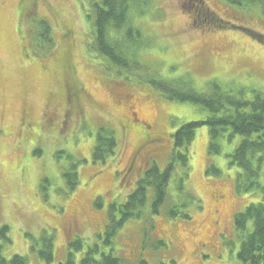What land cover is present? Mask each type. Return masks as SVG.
I'll list each match as a JSON object with an SVG mask.
<instances>
[{
    "label": "rangeland",
    "instance_id": "1",
    "mask_svg": "<svg viewBox=\"0 0 264 264\" xmlns=\"http://www.w3.org/2000/svg\"><path fill=\"white\" fill-rule=\"evenodd\" d=\"M95 1L0 0V228H8L9 239L0 241L1 256L8 264L14 256L27 264H65L69 241L79 239L76 264L93 245L105 254L112 248L121 264H136L141 254L148 264H243L234 216L260 197L236 189L240 171L229 157L241 138L226 131L220 152L211 154L207 126L196 129L189 146L184 190L179 163L167 189L171 202L186 205L189 219L171 220L165 208L158 216L145 211L122 225L112 247L102 236L108 205L123 204L152 163L166 167L182 125L208 116L197 105L168 100L148 81L183 78L199 93L214 82L235 94L243 90L248 100L264 96V43L231 28H247L264 42V16L258 7L201 0L199 9L215 20L196 24L193 0L139 2L131 24L148 46L137 53L142 69L127 74L88 51L92 28L85 17ZM38 20L51 28L50 50L34 39ZM69 87L79 92L78 107H70ZM132 106L149 126L144 145L131 131ZM102 127L117 143L104 163L91 154ZM71 167L74 188L65 177ZM44 236L53 241L49 263L40 255Z\"/></svg>",
    "mask_w": 264,
    "mask_h": 264
},
{
    "label": "trees",
    "instance_id": "2",
    "mask_svg": "<svg viewBox=\"0 0 264 264\" xmlns=\"http://www.w3.org/2000/svg\"><path fill=\"white\" fill-rule=\"evenodd\" d=\"M145 1L148 0H98L92 3L91 11L85 17L92 28L88 51L101 56L110 66L127 74L142 69L141 64L136 61L137 53L148 45H143L141 33L133 28L130 13L133 6L139 2L145 3ZM193 1L198 5L194 16L196 24L205 22L211 25L214 23L215 18H211L212 15L208 17V14L199 9L201 0ZM223 1L237 8L258 7L264 16V0ZM231 28L243 30L254 39L264 43L261 37L247 28L236 26ZM50 29L46 21L38 20L34 30V39L49 50L53 45ZM148 82L153 89L168 100L197 105L205 110L208 116L202 122L182 125L172 136L173 149L166 167L161 170L152 163L137 182L134 192L130 193L123 204L108 205V223L104 226L103 244L112 247L114 236L122 225L127 221L141 218L145 211L151 216H158L165 208L164 213L171 220L178 217L183 220L189 219L188 213L185 212L186 205L171 202L167 189L175 167L180 164L182 173L179 185L180 190L181 188L184 190L183 184L184 180L188 178L189 170V146L195 138L196 129L200 126H207L209 129L208 151L211 154L220 152L218 139L226 131L241 138L240 143L229 157L230 164L236 166L240 171L236 180V189L245 194H257L260 199L258 203L249 205L242 213L234 216V228L241 234L237 259L243 264H264V96L253 93V99L248 100L243 90H239L235 94L223 90L214 82L207 85L205 92L199 93L183 78L176 81L157 78ZM102 128L98 132L91 154L93 161L104 163L108 156H115L117 143L113 133L107 128ZM104 129L107 131L105 132ZM209 171L217 173L210 166ZM65 177L71 188L77 185L78 176L74 167H71ZM184 198L193 200V197ZM7 230L6 226L0 228V241L4 244L9 241ZM51 239L49 236L40 239L43 247L40 250V255L46 263L53 260V241ZM155 245L166 248L163 241H157ZM68 247L65 264H76L74 254L82 251L83 242L79 239L69 241ZM9 263L27 264L25 258L20 256H14ZM137 263L148 264L142 254ZM0 264H8L1 254ZM78 264H121V260L113 256L112 248L105 254L98 245H93L87 249ZM168 264H175V260L168 259Z\"/></svg>",
    "mask_w": 264,
    "mask_h": 264
},
{
    "label": "flooded vegetation",
    "instance_id": "3",
    "mask_svg": "<svg viewBox=\"0 0 264 264\" xmlns=\"http://www.w3.org/2000/svg\"><path fill=\"white\" fill-rule=\"evenodd\" d=\"M193 25H195V24L193 23ZM79 97H80L79 92H75L70 87L68 88V97H67V99H68V101L70 103V107L71 108L78 107L77 104H78ZM129 110H131V118H132V120H130L131 123H129V124H131L130 125L131 126V131L136 133L138 138L141 139L140 141H141L142 145L148 143V141L150 142L151 141V137H150L149 130H148L149 126L147 127L145 122L137 120L138 118L135 115V107L134 106L130 107Z\"/></svg>",
    "mask_w": 264,
    "mask_h": 264
}]
</instances>
